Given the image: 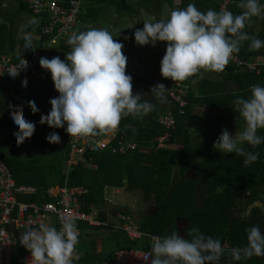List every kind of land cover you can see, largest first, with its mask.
Segmentation results:
<instances>
[{
  "label": "trees",
  "instance_id": "1",
  "mask_svg": "<svg viewBox=\"0 0 264 264\" xmlns=\"http://www.w3.org/2000/svg\"><path fill=\"white\" fill-rule=\"evenodd\" d=\"M150 1L140 0L136 3L150 9ZM165 2L172 4L173 0L156 1L157 13H161ZM21 3L26 6L22 1ZM188 3L189 0H182L180 8ZM208 4V8L219 10V2L216 0H209ZM86 5L90 15L109 7L118 13L132 15L137 13L138 8L130 0H85L84 6ZM242 10L237 4L232 7L234 15ZM83 13L82 11L79 20L87 15ZM243 31L250 37L264 40V15L252 17ZM130 36L128 34L126 42ZM248 43L246 40L240 44L239 51L236 52L240 58L251 60L256 55L264 56V46L251 50ZM216 75L222 77V80L210 85L208 79L200 77V73L181 81L191 84L189 103L186 113L178 116L176 128L171 133L172 137L167 145L160 146L158 142L159 135L163 132V127L157 122L161 111L152 109L142 118L129 115L119 121L118 134L128 140L137 141V148L125 153H112L110 149L87 152L80 155L78 162L70 166L67 164L70 148L64 136L63 126L50 128L46 123H38L40 115H46L51 107L47 79L43 81V93L35 92L26 98L18 91L19 99L11 105V108L21 109L23 117L34 123V132L29 137L31 140L25 138L19 145L12 139L16 130L9 119L8 97L3 94L7 84L0 83V161L18 184L31 185L36 189L34 193L21 194V200H53L55 197L47 193L51 187L83 186L87 191L79 195L81 209L88 211L91 206H95L101 220L109 222L116 220L117 212L131 215L129 206L121 205L115 208L108 200V192L112 187L141 190L145 201L154 199L158 206L155 213L142 215L137 221V227L145 233L140 238H129L123 229L113 227L111 222L91 226L80 221L77 226L81 232L75 245L78 260L74 261V264H117L115 252L118 249L149 248L151 235L163 236L177 231L175 224L177 217L181 216L188 218L186 236L183 238H188L189 229L197 227L202 233L219 239L222 245L228 241L229 253L222 254L218 264H264V255L242 257L236 261L231 258L229 251L232 247L246 244L247 228L255 225L264 233V142L254 148L243 145L245 151L257 153V159L248 165L242 163L243 157L235 153H219L212 147L222 128L226 129L232 123L238 128L244 126V120L238 110L233 108V104L237 97H249L251 85L264 86V64L259 66L258 72L226 65L224 70ZM159 79L158 83L164 84L166 78L160 75ZM228 81L234 82V87L230 90L226 89ZM195 89L198 95H195ZM28 100L35 103L38 108L36 113L30 111ZM197 102L208 105L210 109L194 116L193 105ZM171 109L176 110L174 104ZM196 129L200 130L197 133L200 138L198 141L194 140L192 134ZM51 131L58 133L59 143H49L45 140L46 134ZM257 134L264 136V129H258ZM21 153H24V157L19 156ZM192 166H196L198 172L197 178L194 179L186 173ZM175 171L179 177L174 180ZM197 186L201 190L200 194ZM247 192V204L260 198L263 205L254 206L249 215H243L235 208L239 199ZM15 232L17 235L21 233ZM27 251L18 239L10 264H23V256Z\"/></svg>",
  "mask_w": 264,
  "mask_h": 264
},
{
  "label": "clouds",
  "instance_id": "2",
  "mask_svg": "<svg viewBox=\"0 0 264 264\" xmlns=\"http://www.w3.org/2000/svg\"><path fill=\"white\" fill-rule=\"evenodd\" d=\"M238 7L243 10L236 15L227 9L209 8L202 12L191 2L183 8H172L164 18L143 20V26L133 31L134 42L141 46L166 42L159 61V72L164 78L184 81L201 71L222 72L243 41H249L251 50L264 46V40L243 31L252 17L264 15V4L259 0H240ZM36 23L29 19L20 26L25 48H31V32L25 28ZM66 43L71 50L64 59L41 56L38 60L58 92L49 99L51 107L46 115H40L38 123H46L50 128L63 126L70 137H82L114 130L122 117L142 118L152 110L150 100L142 99L140 93L133 94L131 76L125 73L127 58L121 51L123 45L113 39L112 33L102 27H88L73 31ZM20 63L24 69L26 61L20 59ZM5 71L10 77L18 74L6 69L0 75ZM166 90L163 83L150 89L161 103L165 102ZM27 106L32 113L38 111L32 100L27 101ZM233 108L244 120L243 129L230 135L222 128L212 147L219 153H235L248 165L257 159V153L245 151L243 145L254 148L264 142V136L257 134L258 129H264V86L251 85L249 97H237ZM9 119L16 130L12 139L17 145L31 137L34 123L23 117L21 109L10 108ZM45 140L59 143L60 137L51 131ZM253 206L260 204L257 201ZM187 232L188 238L181 237L176 230L163 236L153 235L148 254L142 258L147 264H218L225 245L197 227ZM245 232L246 244L229 250L233 260L264 255V233L255 225ZM78 235L75 217L66 215L60 217L59 228L43 222L27 228L19 234V243L30 253L29 264H74L78 260Z\"/></svg>",
  "mask_w": 264,
  "mask_h": 264
},
{
  "label": "built area",
  "instance_id": "3",
  "mask_svg": "<svg viewBox=\"0 0 264 264\" xmlns=\"http://www.w3.org/2000/svg\"><path fill=\"white\" fill-rule=\"evenodd\" d=\"M21 1L26 4L33 15L40 17L39 31L44 41L39 43L32 57H23V60L26 61L24 69H22L23 65L20 63V59L0 56V71L11 69L18 71L17 76L28 75L35 79H47L49 99L54 98L58 95V92L54 89L50 74L39 66L38 60L41 56L49 59L56 56L52 44L59 45L63 39L75 31L85 0ZM238 3V0H219L218 8L219 10L227 9L232 12L233 5ZM262 63L263 61L259 60L240 58L234 53L227 65L245 68L249 71H259V66ZM8 76L7 71H5L3 75H0V82L5 81ZM190 89V83L175 81L169 91V97L176 110L169 109L157 118L158 124L163 127V132L158 139L160 146L167 144L172 137L171 133L176 128L178 116L186 113ZM11 103L12 101L9 100L8 108L11 107ZM118 133V126L114 130L103 132L100 135L89 134L82 137H70L65 132L64 136H66L70 148L67 164L70 166L77 163L79 156L87 152H100L110 149L112 153H125L138 147L137 141L128 140ZM92 165L96 166L95 164ZM119 189V187H116L113 193L119 192ZM35 191L34 186L18 184L8 168L0 161V264H10L11 262L14 246L19 239V235L15 231L22 233L29 227L38 226L41 222L59 228L60 217L66 215L75 217L76 226L80 221H84L91 226L105 225L111 222L113 227L123 229L129 238H140L145 235L137 227V223L131 216L117 212L116 220L113 219L109 222L108 220H101L98 216V208L95 206H91L88 211L81 209L79 195L87 191L83 186L51 187L47 190V193L55 199L48 201L29 202L19 198L21 194H31ZM113 198L115 197H108V200L112 202ZM77 229L80 234V227L77 226ZM148 251L149 248H121L115 252V260L117 264H147L142 257L146 256ZM29 260L30 253L27 251L23 256V264H29Z\"/></svg>",
  "mask_w": 264,
  "mask_h": 264
},
{
  "label": "crops",
  "instance_id": "4",
  "mask_svg": "<svg viewBox=\"0 0 264 264\" xmlns=\"http://www.w3.org/2000/svg\"><path fill=\"white\" fill-rule=\"evenodd\" d=\"M139 1L140 0H130L132 4L136 5V2ZM156 1L158 0L150 1V9H147L143 4L139 6L137 5V13H133L132 15H124L118 13L115 9H112L110 7L101 10L100 12H96L94 15H90L91 12L89 14L88 11H86L83 14L87 13L89 21L82 25L80 29L75 28V31L83 30L88 27H102L112 33L113 39L121 42L123 45L121 51L127 58L125 72L126 74H129L131 76L133 94L140 93L142 99L151 101L153 105L152 109L161 111L160 114H162L171 109V105L173 104L171 98L169 97V91L173 87L175 81H173L171 78L165 79L164 86L167 90L165 92L166 99L163 103H161L154 97V94L150 91V89L160 80L159 61L164 53L166 42L157 41L154 46L150 44L141 46L134 42L132 34L136 28H140L143 26V20H149V18L161 19L166 17L167 12L170 9L180 8L182 0H173L172 4L168 2L163 3L161 13H157L155 9ZM208 1L209 0H189V2L193 3L197 7V9L202 12L209 9L208 7L210 5L208 4ZM216 2H219V0H216ZM238 2H240V0H238ZM29 19H35L37 23L35 26H29L25 28V31L31 32V48H25L24 41L19 35V29L22 24L26 25ZM40 21V17L33 15L28 10L27 6H23L21 0H0V56H10L13 59H23V57L25 58V56L32 57L35 49L39 46V43L42 42V36L39 31ZM128 34H130L131 36L129 41L126 42L127 39H124V37H128ZM67 38L63 39L61 43H59L62 49V56L60 57L61 59H64L65 53L71 50L70 45L66 43ZM56 56H58V54H56ZM251 60L264 61V56L256 55L252 57ZM24 76L28 75H22L18 77L15 76L16 78L8 76L5 81L0 82H6L7 84L3 94L8 97V104L9 100H11L13 103V101L19 99L20 92L18 91H21V96L26 98H28L35 92L43 93L45 91V87L43 88V81L45 79H35L29 76V78H27ZM200 77L208 79V85H210L211 83H218L220 80H222V77H218V75H216V72L201 71ZM22 82L24 84L23 89L21 88ZM226 86V89L230 90V88L234 87V82L228 81ZM194 93L195 95H198V91L196 89ZM209 109L210 107L204 103L202 104L200 102H197L193 105L194 112L195 110H197L201 113ZM193 135L195 141L200 140L197 133ZM28 140H31V138H28ZM169 141L167 142V144L169 143ZM175 178L177 177L175 176ZM56 187L58 186H54L53 188ZM119 188V190H121V194L120 197L118 196V202L120 200L125 201L131 191L134 192L138 190H128L125 187ZM114 189L115 188L113 187L110 189V191L108 192V197H115V195H113ZM248 194H245L247 196V199L249 197ZM122 196L124 197V199H122ZM255 201L256 200H253V202L249 204H253ZM245 204L249 205L246 202ZM226 242L228 243V241Z\"/></svg>",
  "mask_w": 264,
  "mask_h": 264
},
{
  "label": "rangeland",
  "instance_id": "5",
  "mask_svg": "<svg viewBox=\"0 0 264 264\" xmlns=\"http://www.w3.org/2000/svg\"><path fill=\"white\" fill-rule=\"evenodd\" d=\"M264 0H259V3H262L263 4ZM87 5L84 6L83 8V12L85 13L87 11ZM89 21V18L87 15H84V18H82L81 20H79V22L77 23V29H80L82 27V25H84L86 22ZM53 45V49L55 50L56 54H58L59 57L62 56V49L59 45L57 44H52ZM264 62V61H263ZM264 64V63H262ZM261 64V65H262ZM260 65V66H261ZM258 72V71H257ZM202 113V112H201ZM199 111L195 110V112L193 111V115L194 116H199L201 114ZM233 124V123H232ZM228 125L226 127V129L228 130L229 134H236L238 133L239 131H241L242 129H239L238 127H236L235 125ZM244 127V126H243ZM200 130L199 129H196L193 131L192 134H196L198 133ZM5 134V133H4ZM20 157H24V153H21L19 154ZM120 194H121V190L119 192H114L113 195H115V198H113L112 200V204L115 205V208H119L121 205H127L129 206L130 210H131V217L132 219L137 223V221L142 217L143 214H147L149 212H152L154 210V208L156 207V203H155V200H151L150 202H147L144 200L143 198V193L142 191L140 190H136L134 192H130L126 198L125 201H119V198L118 196L120 197ZM123 194V193H122ZM118 199V200H117ZM122 199H124V197L122 196ZM247 200V196L244 195L243 197H241L238 201V205H237V209L238 210H245V213L248 214L249 211H250V208L254 205L253 204H249V205H246L245 202ZM259 202L260 205H262L261 203V199H257L255 202ZM112 205V206H113ZM138 224V223H137Z\"/></svg>",
  "mask_w": 264,
  "mask_h": 264
},
{
  "label": "flooded vegetation",
  "instance_id": "6",
  "mask_svg": "<svg viewBox=\"0 0 264 264\" xmlns=\"http://www.w3.org/2000/svg\"><path fill=\"white\" fill-rule=\"evenodd\" d=\"M186 173H187V175H189L193 179L194 178H197V176H198L197 167L196 166H192L191 168H189L187 170ZM175 176L176 177H179V174L177 172H174V180L176 179ZM197 191H198V194L201 193V190H200L199 186H197ZM248 193L249 192H247V194ZM257 199H260V198H257ZM257 199H255V200H257ZM151 200H154V199H150L147 202H150ZM261 203H262V201H261ZM157 208H158V206L156 205V207L154 208V210L152 212H149L147 214L145 213L143 215H152L153 213L156 212V209ZM235 210L238 211L240 214L249 215L251 213L252 207L250 208V211H249L248 214L245 213L246 208H245V210H238L237 208H235ZM176 222L177 223L175 224V227L177 228L178 235H180L181 237H185L186 236L185 229H186V225L188 224V218L186 216L177 217V221ZM228 249H229V243L226 244V241H225V250H224V252L222 254H224L225 252H227V255H228V253H229L228 252Z\"/></svg>",
  "mask_w": 264,
  "mask_h": 264
},
{
  "label": "water",
  "instance_id": "7",
  "mask_svg": "<svg viewBox=\"0 0 264 264\" xmlns=\"http://www.w3.org/2000/svg\"><path fill=\"white\" fill-rule=\"evenodd\" d=\"M226 244H227V242H226Z\"/></svg>",
  "mask_w": 264,
  "mask_h": 264
}]
</instances>
